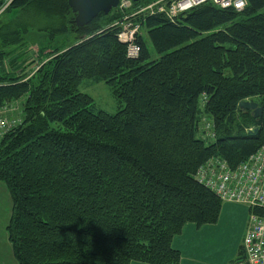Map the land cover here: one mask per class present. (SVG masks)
Returning a JSON list of instances; mask_svg holds the SVG:
<instances>
[{
	"label": "trees",
	"instance_id": "16d2710c",
	"mask_svg": "<svg viewBox=\"0 0 264 264\" xmlns=\"http://www.w3.org/2000/svg\"><path fill=\"white\" fill-rule=\"evenodd\" d=\"M128 10L77 27L67 0H0L2 119L21 103L0 131L17 264H179L173 238L186 224H216L224 203L198 169L217 158L234 170L264 146V0L139 15L136 59L112 27ZM84 80L106 83L123 108L96 110ZM246 100L259 118L239 110Z\"/></svg>",
	"mask_w": 264,
	"mask_h": 264
},
{
	"label": "built area",
	"instance_id": "2783aa9c",
	"mask_svg": "<svg viewBox=\"0 0 264 264\" xmlns=\"http://www.w3.org/2000/svg\"><path fill=\"white\" fill-rule=\"evenodd\" d=\"M131 3L130 0H120L118 8L127 10ZM205 3L240 12L247 0H156L135 13L126 14L120 23L112 27L118 28L117 40L126 46L127 58L136 59L140 52L136 43L140 25L135 21L136 17L163 13L172 20ZM9 126L0 113V131L5 133ZM211 127L209 122H205L203 137H213ZM195 180L210 189L222 202L243 205L254 211L248 215L241 247L246 264H264V146L234 170L220 159H210L198 169Z\"/></svg>",
	"mask_w": 264,
	"mask_h": 264
},
{
	"label": "crops",
	"instance_id": "0c3cea01",
	"mask_svg": "<svg viewBox=\"0 0 264 264\" xmlns=\"http://www.w3.org/2000/svg\"><path fill=\"white\" fill-rule=\"evenodd\" d=\"M247 219V207L223 203L216 224L200 228L193 224L184 225L171 243L172 248L181 254L179 264H246L240 260L244 255L239 257V252Z\"/></svg>",
	"mask_w": 264,
	"mask_h": 264
},
{
	"label": "rangeland",
	"instance_id": "374dc122",
	"mask_svg": "<svg viewBox=\"0 0 264 264\" xmlns=\"http://www.w3.org/2000/svg\"><path fill=\"white\" fill-rule=\"evenodd\" d=\"M147 5L139 6L133 9L131 8L132 7V3H131V6H129V10L128 9L127 10L130 11L129 13H135L136 11L146 7ZM29 32L32 34L34 30L32 29V31ZM36 35H38V33L36 32H35V36L31 35L32 41L36 40L35 39ZM142 35L144 36L143 32ZM36 43L38 42L36 41ZM148 45H149V52L151 55V59H155L157 55L153 52L150 43H148ZM29 51L30 52L27 54L29 58L28 61L31 62L29 68L30 69L33 68L32 71L30 70L31 73L36 70L38 66L37 63L39 62V60L36 55L35 45H33ZM4 68L5 70H7L8 66H4ZM79 91L92 98L96 110L103 111L107 114L113 115L117 113L120 109H122L124 106V104L119 102L117 98L114 97L111 88L104 82L96 83L90 80H84L79 86ZM20 104L21 103L16 102L7 105L6 108H3L1 110V112L3 113V115L6 116L8 121L12 119L14 121L17 118L20 119V107H21ZM10 215H11V198L5 185L2 182H0V264H17L12 254L11 245L8 241V236L6 231V227L8 225Z\"/></svg>",
	"mask_w": 264,
	"mask_h": 264
},
{
	"label": "water",
	"instance_id": "95a60500",
	"mask_svg": "<svg viewBox=\"0 0 264 264\" xmlns=\"http://www.w3.org/2000/svg\"><path fill=\"white\" fill-rule=\"evenodd\" d=\"M120 0H67V4L72 13L75 14L74 23L77 27L89 24L99 14H109L116 9ZM133 3L139 0H131ZM241 112H249L253 118H259L262 109L252 100L242 101L238 104ZM257 129L254 128L248 133L254 135Z\"/></svg>",
	"mask_w": 264,
	"mask_h": 264
}]
</instances>
